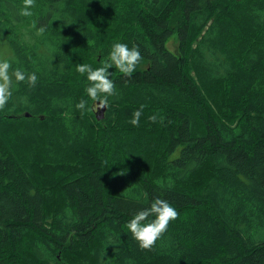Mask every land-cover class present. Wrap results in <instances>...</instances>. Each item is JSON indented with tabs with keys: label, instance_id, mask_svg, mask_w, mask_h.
Here are the masks:
<instances>
[{
	"label": "trees",
	"instance_id": "trees-1",
	"mask_svg": "<svg viewBox=\"0 0 264 264\" xmlns=\"http://www.w3.org/2000/svg\"><path fill=\"white\" fill-rule=\"evenodd\" d=\"M21 7L0 0V59L38 79L0 110V264H264V0ZM117 41L142 59L98 119L76 65ZM157 197L179 217L141 249L126 225Z\"/></svg>",
	"mask_w": 264,
	"mask_h": 264
},
{
	"label": "clouds",
	"instance_id": "clouds-1",
	"mask_svg": "<svg viewBox=\"0 0 264 264\" xmlns=\"http://www.w3.org/2000/svg\"><path fill=\"white\" fill-rule=\"evenodd\" d=\"M36 7V0H22L20 15L31 17L32 9ZM44 27L38 29V34H43ZM142 59L141 52L137 46L129 48L126 43L114 42L108 53V58L102 66L93 68L90 64L81 63L76 65V71L87 76L88 85L85 88L88 97L97 102L100 108L107 105L108 97L116 95V86L110 79L109 69L113 66L125 76L131 77L137 65ZM13 78L16 82H25L34 87L37 82L35 72L26 73L21 68H12L11 62L7 58L0 59V110H4L9 99L12 97ZM87 102L82 98L75 107L81 111L86 109ZM145 105H140L133 112L130 123L138 126L140 117ZM152 123L157 122V115L148 117ZM123 174V173H121ZM150 216L154 219L149 220ZM179 213L166 199L155 198L150 207L137 211L126 227L131 232L132 237L138 242L141 249H151L156 241L167 231L171 221L176 220Z\"/></svg>",
	"mask_w": 264,
	"mask_h": 264
},
{
	"label": "rangeland",
	"instance_id": "rangeland-1",
	"mask_svg": "<svg viewBox=\"0 0 264 264\" xmlns=\"http://www.w3.org/2000/svg\"><path fill=\"white\" fill-rule=\"evenodd\" d=\"M168 47L170 48V49H172V50H175V47H176V37L175 36H172L170 39H169V41H168ZM90 54L92 55V56H95L96 55V53H94V52H92V51H90ZM100 112V108H99V106H98V108H95V113H99Z\"/></svg>",
	"mask_w": 264,
	"mask_h": 264
},
{
	"label": "water",
	"instance_id": "water-1",
	"mask_svg": "<svg viewBox=\"0 0 264 264\" xmlns=\"http://www.w3.org/2000/svg\"><path fill=\"white\" fill-rule=\"evenodd\" d=\"M105 107H103L102 109H100V112L97 114V118L100 119L103 116V111H104Z\"/></svg>",
	"mask_w": 264,
	"mask_h": 264
}]
</instances>
